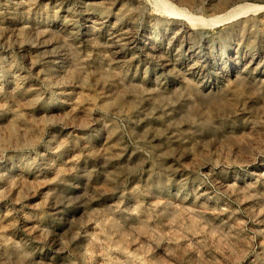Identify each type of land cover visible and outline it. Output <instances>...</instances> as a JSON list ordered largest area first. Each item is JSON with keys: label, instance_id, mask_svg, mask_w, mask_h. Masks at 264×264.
Listing matches in <instances>:
<instances>
[{"label": "rangeland", "instance_id": "obj_1", "mask_svg": "<svg viewBox=\"0 0 264 264\" xmlns=\"http://www.w3.org/2000/svg\"><path fill=\"white\" fill-rule=\"evenodd\" d=\"M0 264H264V0H0Z\"/></svg>", "mask_w": 264, "mask_h": 264}, {"label": "bare ground", "instance_id": "obj_2", "mask_svg": "<svg viewBox=\"0 0 264 264\" xmlns=\"http://www.w3.org/2000/svg\"><path fill=\"white\" fill-rule=\"evenodd\" d=\"M234 16H236L235 12H233V14L231 13H228L227 15H224V16H220L214 20L211 21V25H219L221 23H224L228 20H230L231 18H233Z\"/></svg>", "mask_w": 264, "mask_h": 264}]
</instances>
